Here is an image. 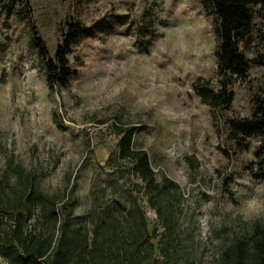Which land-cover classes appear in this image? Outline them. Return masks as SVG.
I'll list each match as a JSON object with an SVG mask.
<instances>
[{
	"label": "rangeland",
	"instance_id": "rangeland-1",
	"mask_svg": "<svg viewBox=\"0 0 264 264\" xmlns=\"http://www.w3.org/2000/svg\"><path fill=\"white\" fill-rule=\"evenodd\" d=\"M24 1L0 0L1 200L38 183L58 206L73 186L71 228L91 238L103 218L130 213L135 198L153 264H224L232 243L264 232V178L255 175L263 172V142L251 136L240 148L226 135L228 119L249 118L264 103L263 5L251 6L253 31L239 43L247 71L228 78L232 107L216 114L192 87L199 78L221 86L216 18L200 0ZM70 21L103 26L71 47L77 75L51 93L32 28L52 55ZM128 126L136 128L132 147L147 152L156 181L179 186L171 196L172 231L119 154L117 128Z\"/></svg>",
	"mask_w": 264,
	"mask_h": 264
},
{
	"label": "trees",
	"instance_id": "trees-1",
	"mask_svg": "<svg viewBox=\"0 0 264 264\" xmlns=\"http://www.w3.org/2000/svg\"><path fill=\"white\" fill-rule=\"evenodd\" d=\"M11 5L24 0H7ZM205 12L216 18L218 37L217 75L220 88L214 89L209 80L199 78L193 90L201 102L213 113L223 114L230 111L234 94L229 88L230 76L243 77L247 71L245 56L239 43L253 31L251 6L264 0H200ZM14 6H9L8 14ZM103 24L98 22L86 26L79 21L66 23L61 34V42L52 55L32 28L31 43L44 63L45 80L51 93H60L69 86L70 79L77 75L68 60L71 47L81 38L101 31ZM135 127L117 128L119 154L132 166V174L142 184L135 187L155 210L160 224L172 231L175 215L172 193L179 186L166 178L157 182L147 152L132 147ZM226 135L231 141L243 148L245 139L258 135L263 142L260 147L264 153V103H256L249 118H231L226 121ZM258 153V152H257ZM262 173L256 177L264 178V161L257 162ZM4 185L0 181V192ZM75 188L61 200L60 205L46 198L38 183H29L19 189L13 200L0 198V260L4 264H153V244L148 234V224L144 211L137 200H132L130 213L103 218L88 232L72 230L71 216L75 208ZM39 224L45 229L39 230ZM156 230V228H154ZM60 231L59 238L55 233ZM260 236V237H259ZM237 239L225 251L224 264H264V232L261 235ZM250 255V256H249Z\"/></svg>",
	"mask_w": 264,
	"mask_h": 264
}]
</instances>
